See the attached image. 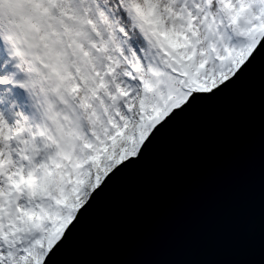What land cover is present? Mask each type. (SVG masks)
Listing matches in <instances>:
<instances>
[{"label": "snow or ice", "instance_id": "obj_1", "mask_svg": "<svg viewBox=\"0 0 264 264\" xmlns=\"http://www.w3.org/2000/svg\"><path fill=\"white\" fill-rule=\"evenodd\" d=\"M261 39L264 0H0V264H43L103 179Z\"/></svg>", "mask_w": 264, "mask_h": 264}, {"label": "water", "instance_id": "obj_2", "mask_svg": "<svg viewBox=\"0 0 264 264\" xmlns=\"http://www.w3.org/2000/svg\"><path fill=\"white\" fill-rule=\"evenodd\" d=\"M43 264H264V39L156 125Z\"/></svg>", "mask_w": 264, "mask_h": 264}, {"label": "clouds", "instance_id": "obj_3", "mask_svg": "<svg viewBox=\"0 0 264 264\" xmlns=\"http://www.w3.org/2000/svg\"><path fill=\"white\" fill-rule=\"evenodd\" d=\"M233 39L234 40H240L241 37L238 36L236 33H233ZM116 146L118 147L119 143H117ZM87 164L92 165L93 171H94L95 167L97 166L92 161H88ZM75 171L76 170H73V172H72V179L69 180L67 177L65 178V180H66V183L64 184L65 192L63 194L57 193V196H58L59 199H61V200H69L70 201L76 195V190L78 188L82 187V185H78L75 182L76 179H77ZM62 209H63V205L55 206V209H54V212H53V216L55 217L56 215H59L61 213Z\"/></svg>", "mask_w": 264, "mask_h": 264}, {"label": "rangeland", "instance_id": "obj_4", "mask_svg": "<svg viewBox=\"0 0 264 264\" xmlns=\"http://www.w3.org/2000/svg\"><path fill=\"white\" fill-rule=\"evenodd\" d=\"M235 73H236V72H235ZM231 77H232V76H231ZM20 110L22 111V109H20ZM173 110H174V109H173ZM119 147H120V145H119L118 147L115 145V146H114V150H115V151L118 150ZM115 151H114V152H115ZM94 170H95V169H94ZM81 199H83V197H81ZM65 230H66V229H65ZM65 230H64V231H65Z\"/></svg>", "mask_w": 264, "mask_h": 264}, {"label": "trees", "instance_id": "obj_5", "mask_svg": "<svg viewBox=\"0 0 264 264\" xmlns=\"http://www.w3.org/2000/svg\"><path fill=\"white\" fill-rule=\"evenodd\" d=\"M193 93H194V92H193ZM193 93H192V94H193ZM192 94H191V95H192ZM114 151H115V150H114V148H113V152H114Z\"/></svg>", "mask_w": 264, "mask_h": 264}]
</instances>
